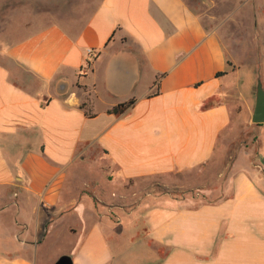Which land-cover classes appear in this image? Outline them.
Segmentation results:
<instances>
[{"label": "crops", "instance_id": "obj_1", "mask_svg": "<svg viewBox=\"0 0 264 264\" xmlns=\"http://www.w3.org/2000/svg\"><path fill=\"white\" fill-rule=\"evenodd\" d=\"M45 2L58 19L0 51V264H264V143L260 166L238 150L217 201L148 193L157 203L136 212L128 187L218 159L264 72L239 65L185 0ZM99 161L104 189L87 176Z\"/></svg>", "mask_w": 264, "mask_h": 264}, {"label": "rangeland", "instance_id": "obj_2", "mask_svg": "<svg viewBox=\"0 0 264 264\" xmlns=\"http://www.w3.org/2000/svg\"><path fill=\"white\" fill-rule=\"evenodd\" d=\"M56 4L60 0H55ZM75 2L77 0H69ZM190 8L200 16L209 31H216L222 38L228 53L244 68H254L260 77L264 67V0H185ZM45 0H0V51L5 52L10 47L24 41L28 37L42 32L50 27L52 19L49 16H60L59 9L45 8ZM45 17H47L45 19ZM2 56V57H1ZM4 53L1 60L6 58ZM235 88V87H234ZM236 89V88H235ZM236 92L245 101L253 100L247 81L242 78L237 84ZM255 100V99H254ZM219 101L216 99V102ZM208 105H213L209 102ZM232 127L220 137V157L209 164L190 172H178L167 176H157L142 180H131L129 183L130 203L133 211L144 203H157L154 199H141L148 193L154 195L170 194L173 199L184 200L187 207H197L203 203L217 201L219 194L231 195V188L226 186L222 174L238 150L242 148L250 154L252 164L260 166L259 156L264 143V124L257 125L252 121V114L247 107H241V115L234 116ZM217 162L225 163L226 169L214 168ZM99 170H89L88 177L95 179L100 189H104L105 179L111 174L107 162H98ZM208 172L207 174L205 172ZM209 180L208 186L203 182ZM165 181H168L169 186ZM208 187V188H206ZM209 189L211 196L206 193ZM103 197V194L100 195ZM166 197V198H169ZM67 245V244H66ZM64 242L54 244L49 252L54 258Z\"/></svg>", "mask_w": 264, "mask_h": 264}, {"label": "water", "instance_id": "obj_3", "mask_svg": "<svg viewBox=\"0 0 264 264\" xmlns=\"http://www.w3.org/2000/svg\"><path fill=\"white\" fill-rule=\"evenodd\" d=\"M254 124H264V87L261 80L258 81L256 93V107L252 116ZM54 264H74L71 255H62Z\"/></svg>", "mask_w": 264, "mask_h": 264}, {"label": "trees", "instance_id": "obj_4", "mask_svg": "<svg viewBox=\"0 0 264 264\" xmlns=\"http://www.w3.org/2000/svg\"><path fill=\"white\" fill-rule=\"evenodd\" d=\"M226 73H220L218 76H223ZM133 105V102L125 103L118 105L117 107L110 110V113L116 114V115H122L124 114L131 106Z\"/></svg>", "mask_w": 264, "mask_h": 264}]
</instances>
